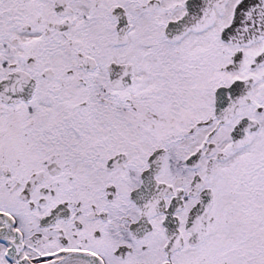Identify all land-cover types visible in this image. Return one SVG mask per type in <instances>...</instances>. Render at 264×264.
<instances>
[{
  "label": "snow or ice",
  "instance_id": "obj_1",
  "mask_svg": "<svg viewBox=\"0 0 264 264\" xmlns=\"http://www.w3.org/2000/svg\"><path fill=\"white\" fill-rule=\"evenodd\" d=\"M0 264H264V0H0Z\"/></svg>",
  "mask_w": 264,
  "mask_h": 264
}]
</instances>
